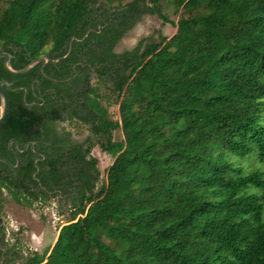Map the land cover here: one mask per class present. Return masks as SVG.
Listing matches in <instances>:
<instances>
[{
  "label": "trees",
  "instance_id": "1",
  "mask_svg": "<svg viewBox=\"0 0 264 264\" xmlns=\"http://www.w3.org/2000/svg\"><path fill=\"white\" fill-rule=\"evenodd\" d=\"M161 1L0 0L12 68L59 57L22 74L0 58V135L38 141L42 184L73 207L51 247L6 242L2 264H264V0H170L176 21ZM145 14L175 32L116 52ZM92 138L113 157L98 189ZM7 180L17 202L51 197Z\"/></svg>",
  "mask_w": 264,
  "mask_h": 264
},
{
  "label": "rangeland",
  "instance_id": "2",
  "mask_svg": "<svg viewBox=\"0 0 264 264\" xmlns=\"http://www.w3.org/2000/svg\"><path fill=\"white\" fill-rule=\"evenodd\" d=\"M160 5L162 12L170 20L176 21L178 19L181 9L178 13L174 12L175 5L170 0H162ZM175 29L173 24L163 23L156 14H145L123 35L114 49L116 52L131 50L143 38L158 41L160 35L170 37ZM104 104L107 106L109 119L119 120L118 106L116 104ZM63 126L72 133V137L76 140H82L90 135L87 126L77 122H64ZM112 135L114 139L123 137L120 130H113ZM94 140L92 138L93 146L90 155L96 160L98 178L95 189H98L106 181V170L112 163L113 157L101 150ZM253 164L255 163L251 162L247 166H253ZM2 198L0 213L6 222L4 226L5 239L8 243L15 244L16 248L23 253L33 250L42 252L44 248L51 247L59 230L70 222V213L73 207L70 205L61 206L56 197L31 203L20 197V202H17L10 191L4 189Z\"/></svg>",
  "mask_w": 264,
  "mask_h": 264
},
{
  "label": "flooded vegetation",
  "instance_id": "3",
  "mask_svg": "<svg viewBox=\"0 0 264 264\" xmlns=\"http://www.w3.org/2000/svg\"><path fill=\"white\" fill-rule=\"evenodd\" d=\"M11 83V82H10ZM37 90L34 94L36 99H41L42 94ZM41 94V95H40ZM25 98V96H24ZM35 101H31L28 105H33ZM64 125V123H61ZM74 139V137H72ZM85 139V138H83ZM82 139V140H83ZM78 140V141H82ZM18 157V165L15 170H12L6 163L0 161V204L2 203L3 190H8V180L10 177L17 180L21 183L22 190L28 191L30 194H39L42 190L48 193L52 197V194L55 193L57 189H48L47 186L42 184V173H41V164H46L48 159L44 150L40 147L38 141L34 139H20L16 136L5 137L0 135V157L7 159L12 165L16 164V156ZM23 194L27 195L26 192ZM50 197V198H51ZM62 199L67 198L66 195H59ZM41 200L39 196L37 200L33 202H38ZM6 222L4 217L0 213V248L4 249L5 243L7 240L5 237L2 239V231ZM9 246L12 243H8ZM2 264V260L0 261Z\"/></svg>",
  "mask_w": 264,
  "mask_h": 264
},
{
  "label": "water",
  "instance_id": "4",
  "mask_svg": "<svg viewBox=\"0 0 264 264\" xmlns=\"http://www.w3.org/2000/svg\"><path fill=\"white\" fill-rule=\"evenodd\" d=\"M72 38H74V37H72ZM70 48H71V40L69 42L67 53L70 51ZM64 56H66V54ZM64 56H62V57H64ZM10 57H11L10 53L5 52V51L0 52V58H3L4 68L12 74H22V73L28 71L29 69H31L33 66H35L38 63H41L42 65H44L45 63H47L49 61L57 62L59 60V57L55 58V59H51L47 56H40V57H37V58L30 60L22 68L15 69V68H12V66H11ZM8 89H10V83L6 80H0V122H2L4 120V118L7 115V111H8V94H7ZM17 89H19V88H17ZM15 156H16V164L15 165H12L7 159H5L3 157H0V161L6 163L12 170H15L17 168V165H18V157H17V155H15Z\"/></svg>",
  "mask_w": 264,
  "mask_h": 264
}]
</instances>
